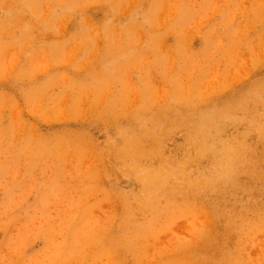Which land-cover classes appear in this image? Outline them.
I'll list each match as a JSON object with an SVG mask.
<instances>
[{
	"label": "rangeland",
	"instance_id": "1",
	"mask_svg": "<svg viewBox=\"0 0 264 264\" xmlns=\"http://www.w3.org/2000/svg\"><path fill=\"white\" fill-rule=\"evenodd\" d=\"M261 32L264 0H4L0 264H264Z\"/></svg>",
	"mask_w": 264,
	"mask_h": 264
},
{
	"label": "bare ground",
	"instance_id": "2",
	"mask_svg": "<svg viewBox=\"0 0 264 264\" xmlns=\"http://www.w3.org/2000/svg\"><path fill=\"white\" fill-rule=\"evenodd\" d=\"M0 4H4V0H0ZM249 22V21H248ZM252 22V21H251ZM251 22L249 23V24H251ZM3 33H8V31H6V29H4L3 30ZM247 35L250 37V35L248 34V32H247ZM264 36V32H261V33H256V34H252V36H251V39L252 40H249V42H252V43H254V44H256L255 43V41H257V43H260V42H262V45L260 46L262 49H264V39L262 40V37ZM246 54H248V53H246ZM239 56H244V55H242V54H240ZM236 57H238L237 55H236ZM250 65H252V64H248L246 67H245V69H247ZM203 67V65H200V67H199V69H201ZM220 68H222V67H220ZM192 70H196V69H192ZM191 70V71H192ZM183 71H186L185 73H188V70H187V68H184L183 69ZM190 71V72H191ZM197 71V70H196ZM195 71V72H196ZM199 72V71H198ZM188 75V74H187ZM226 78H227V75H226V68L224 69V71L223 72H221L219 75H218V77L216 78L217 80L214 82V83H208L209 82V78H208V76L207 75H198V76H196V74L194 73V75H191V77H189L188 78V80H187V78H185V84H184V86L185 87H187V88H189V87H192V86H195V85H197V86H203V85H206L207 84V86H206V88H208V87H210V86H212V87H214V86H216V88H213V90H227V86L230 84V82H231V80H227V81H225L226 80ZM218 81V82H217ZM234 81V80H233ZM167 82V81H166ZM165 82V83H166ZM164 83V84H165ZM163 84V85H164ZM208 84H210V85H208ZM0 86H3V82L0 80ZM213 90H211V91H213ZM228 96V95H227ZM226 96V97H227ZM232 100V98H229V99H226V101H231ZM219 101V100H218ZM57 102V101H56ZM131 102H132V100H131ZM131 102H126V101H124V106H127L128 107V109H130V105H132V103ZM56 104H52V106H55ZM61 105H63V107L61 108V109H59L58 111H57V113H56V117H54V119H60V120H68V119H70V117L72 116L73 117V115L76 113V112H78V111H80L81 109H83V110H85L86 109V107H88V103L86 102V101H83L82 99H73V98H70V99H68V100H66V101H64L63 102V104L62 103H60L59 102V106H61ZM202 109H203V106H193L192 108H190V109H188V111H186V112H184V114L185 115H187V116H190V115H194V113L195 114H199V112L200 111H202ZM220 110H222V108H219ZM226 109H228V108H226ZM190 110V111H189ZM218 113V112H217ZM219 113H221V111H219ZM50 119H52V118H50ZM48 121H50L49 119H47ZM115 123H117L116 122V120H113ZM126 121H127V123L128 124H131L132 125V118H130V119H126ZM125 120H124V122H126ZM120 124L121 123H123V122H119ZM100 125V129H103V128H105L104 129V132H106V133H108V128L106 127V126H104L103 124H99ZM86 135V134H85ZM262 138H263V136L260 134V135H258V140L260 141V140H262ZM88 142V141H87ZM86 142V143H87ZM89 144V143H88ZM131 147H132V145H130ZM252 151L254 152L255 151V149H252ZM251 169H254V167L252 166L251 168H249L248 169V171L251 173ZM260 173L262 174V172L260 171ZM256 176H258V181L260 182V183H262L263 184V187H264V174H262V175H260L259 173H257L256 174ZM254 181V180H253ZM234 184H237V181L236 182H234ZM252 189H257V191L255 192V193H259V190H261V187H253ZM256 203V202H255ZM250 210V211H249ZM244 213L241 215V218L239 219V222H243L244 221V219L245 218H243L244 217V215H247L248 214V218H249V215H250V213L249 212H251L252 213V218L254 217V216H257V214H259V215H261L262 216V224L264 225V204H262L261 206H259L258 207V211L257 210H255V209H250V208H248V207H244ZM228 213H233V209H230L229 210V212ZM258 217V216H257ZM235 224H237V223H235ZM261 224V225H262ZM220 233H218L217 232V230L214 228V226H212V225H210V235H209V237L208 238H206L205 240H204V237H203V239L200 241L199 240V242H210L209 243V245H208V247H209V250L207 249V254L208 255H211V254H214V253H216V252H219V250L220 249H218L217 247H220V246H213L212 245V243L211 242H218V240H220ZM204 240V241H203ZM263 245V244H262ZM204 249V248H203ZM196 255V251L195 250H192L191 251V253L189 254V256H191V257H194ZM232 256V255H231ZM231 256H227L226 257V259H228L229 257H231ZM221 258V257H220ZM231 262L232 263H235V261H232L231 260Z\"/></svg>",
	"mask_w": 264,
	"mask_h": 264
}]
</instances>
